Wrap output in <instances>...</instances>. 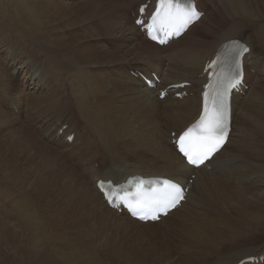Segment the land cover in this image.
I'll use <instances>...</instances> for the list:
<instances>
[{"label":"bare ground","instance_id":"obj_1","mask_svg":"<svg viewBox=\"0 0 264 264\" xmlns=\"http://www.w3.org/2000/svg\"><path fill=\"white\" fill-rule=\"evenodd\" d=\"M37 1L17 0L15 1L14 11L8 9V14L9 18L16 19L17 26L22 24L20 32L13 36L19 34L27 36L32 39V42L38 43L40 51L42 50L41 44L45 45L46 49L42 52L47 56H43L46 58V62H43V64L48 71L45 72L38 65L40 74L36 77L38 73L35 68L36 65H33V62L30 61L25 63L23 55L15 52L17 58L13 57L14 60H18L21 55L22 60L19 63L21 65L25 63V65L21 66L13 60L10 65L14 68L11 69L17 70L19 74L24 72L23 79L26 83L18 82L13 72V81H10L11 91L15 87H19L16 90V93L18 90L20 91L19 100L26 96V92L21 87L22 85L30 87L35 94L41 93L34 100L44 103L47 108L44 109L43 107L39 111L44 110L43 115L51 112L47 115V118L52 117V113L56 115L52 119L39 121L33 127L40 131L49 142H57L71 150L74 153H72V157L78 152L70 147L68 138L72 136L70 127L77 125L64 121L60 125V120H65L66 114L70 115L71 120L76 116L77 123L85 125L86 123L89 125L93 123L103 132L104 140L100 141L102 144L100 142L95 143L96 149L99 150L95 152H100L98 154L105 159L103 162L108 163L110 166L109 172L105 171L102 177L93 171L89 174V170L85 168L84 175L88 176V184L91 186V191H86V194L90 193L89 201L85 199V191L79 186H75L71 191L66 192L63 197L66 200L69 216L78 217L74 211L76 207L83 209L90 207L91 210L87 214L88 218L92 219L93 212H97L106 216L109 225L123 230L121 234L113 237L110 243L108 242L110 253H116L117 250L128 246V244L130 249L131 237L145 235L144 229L146 227L158 226L164 220L179 214L180 209L184 208L188 199L191 201L193 195L196 198L197 190L206 187L208 180L213 175H225L224 172L232 164L236 165L233 158L229 160L220 159L226 153L225 151L229 148V145H236L232 150L242 151V148H245L242 145L253 138H259L260 141L257 145L261 148L260 154L264 156V82L262 86L260 85L264 81V53L261 51L262 54L260 55L256 51V49L261 50V47L264 48V22L259 33L253 36L247 35V31L253 25L251 20L248 17L246 18L247 15L251 17L250 13L253 11L249 6L256 5L259 7L261 5L260 7H264V0H195L198 9L203 13L201 19L191 25V28L184 35L169 42L167 46L153 44L147 39L146 33L135 25V21L140 14L139 8L142 5L146 6L144 16L148 18L154 11L156 0ZM227 1L229 2V9L225 4H228ZM10 10L13 9L10 8ZM229 25H231L232 35L224 37L222 41L212 47L210 46L209 49H203L201 53L190 54L192 52L190 45L193 40L204 37L210 40L209 35L215 34L216 30L219 33L222 31L224 33L229 29ZM201 26H206L208 29L204 37L195 33ZM27 32L33 34V36H29ZM229 40L246 42L250 47V51L243 58V85L235 89L231 100V132L227 143L224 145L225 147L219 153L214 155L205 165L194 168L186 164L175 145H171L172 132L176 131L174 136L177 139L185 129L193 125L199 118L202 108V94L206 84L210 81L209 75L212 68L209 65L214 62L213 58L217 52ZM3 41L5 42V39ZM196 43L198 45L201 42ZM11 44L14 43L11 42ZM205 46L201 43V47L204 48ZM26 48L30 58L35 60L36 55L30 50L31 46L28 45ZM255 53L257 56L252 57ZM48 55H55L56 59ZM40 56L42 55L39 52L38 57ZM22 67L25 68V71ZM5 70L0 71V83L7 81ZM101 70H104L105 73L104 71L101 73ZM85 71H88V74H84ZM89 72H91L90 75ZM138 73H142L144 78L152 82L153 86H149L145 79H139L140 75ZM30 80L34 81L36 85H33ZM257 82L260 83V86L256 85ZM179 84L185 85L176 87ZM7 90L3 100L11 104L9 97L13 93H10L8 87ZM161 93L164 94L165 100L160 99L159 95ZM177 93L181 95L180 99L174 97ZM246 94H248L247 97L243 99ZM121 98L122 100H119ZM14 103L17 105L16 102ZM6 106L4 104L3 109H7ZM39 111L34 116L39 117ZM17 112L19 114L25 113L26 106H19ZM162 113H165L162 116V118H166L165 124L160 123V114ZM76 114L85 116L86 123L82 122L81 119L83 118ZM125 114L128 116L135 114L141 120L139 131H137L135 124H128L127 129L136 134L131 139L126 138V142L122 141L121 135L116 130V127L120 126L122 122V116ZM16 116L21 121L23 120L22 115ZM56 120L58 121L56 122ZM48 124H51V127H46ZM64 124H69V127L67 131L63 132L64 135L60 136L58 132ZM85 130H89L87 126ZM234 131H236L239 138H235ZM89 132L90 134L85 137L86 142L92 135L90 130ZM45 139L43 140L45 141ZM79 139L80 136L78 138L76 134L74 143ZM117 142H121L119 147L122 150L111 148L112 144ZM99 147H102L105 152L103 153V149ZM164 152L171 156L172 159H169V161L174 160L175 164H172L173 162L165 163L167 158H165ZM86 163L83 165L85 166ZM161 164L163 168L159 170ZM250 170L253 171L252 167ZM254 171L250 173L248 178L250 180L254 176L251 185H261L263 187V179L257 178ZM79 175L80 173H76V177L79 178ZM192 175H196V182L193 185L189 181ZM129 176L163 177L180 183L188 188L186 200L181 203L179 208L162 218L159 223L146 222L144 224L126 214L123 208L109 207L103 200L100 189L96 184L99 180H110L113 184L118 185L125 182ZM239 176L237 178L242 179L243 176ZM234 179L236 178L231 179V181L234 182ZM225 180L228 182L230 178ZM72 182H69V184L73 185ZM230 191V193L233 192L232 189ZM250 197L251 200L254 197L255 201L264 198V190H256ZM240 199L242 197L238 198V200ZM5 200L7 207H12L13 211H20L23 214L27 210H31L30 204L26 201H18L13 205L10 203V196L8 195ZM248 201L250 202V200ZM261 201L264 202V200ZM190 211L180 214L177 224L174 225L177 229L186 226L189 221L195 224L197 222L198 225L197 237H194L195 240L192 239L196 247H192L182 254L180 264H197V257L200 255L203 257V249L207 247L204 243L211 241V233H214L216 227V218L210 221H202L197 211ZM22 217L32 223L36 222L34 215L24 214ZM221 217L224 216L221 215ZM263 219V216L252 215L250 220L262 224ZM24 223L31 226L28 221ZM247 247L250 248V246ZM86 258L90 260L97 259L95 255H88ZM249 258L263 259L258 264H264V239L260 241V244L254 250L240 255L235 261L219 259L218 257L211 261H207V258H205V262H210V264H237ZM177 264L179 263L177 262Z\"/></svg>","mask_w":264,"mask_h":264},{"label":"rangeland","instance_id":"obj_2","mask_svg":"<svg viewBox=\"0 0 264 264\" xmlns=\"http://www.w3.org/2000/svg\"><path fill=\"white\" fill-rule=\"evenodd\" d=\"M8 1L10 2L8 3ZM8 1L0 0V71L2 72L3 69H6L7 74V81L0 83L2 85L0 87V260H4L0 261V264H177V262L180 264L182 254L192 247H196L192 239L197 237L198 225L197 222L195 224L192 221H189L186 226L179 229L174 225L177 224L180 214L191 212L190 210L197 211L202 221H210L216 218V227L214 233H211V241L204 243L207 247L203 249V257L202 255L197 257V264H210V262H205V258H207V261L215 260L218 257L219 259L235 261L237 257L254 250L260 244V241L264 239V219L262 224L252 222L250 219L252 215L264 217V205L261 206L264 203L261 200H264V198L255 201L254 197L251 200L250 195L254 194L256 190H264V185H262L263 187L261 185L252 186L251 180L254 176L250 180L248 179L250 173L255 170L256 177L264 181V156L260 154L261 148L257 145L260 141L259 138H253L242 145L245 147L242 148V151L232 150L236 145H229V148L225 151L226 153L220 159L229 160L233 158L236 165L232 164L224 172L225 175H213L209 180L207 179L206 187L197 190L196 198L193 195L191 201L188 199L184 208L180 209L179 214L164 220L158 226L146 227L144 229L145 235L131 237L130 249L128 244V246L117 250L116 253L109 252L111 239L121 234L123 230L109 225L106 216L97 212H93L92 219L88 218L87 214L91 210L90 207L88 209L76 207L74 211L78 217L69 216L66 200L63 197L66 192L71 191L75 186H79L85 191V199L87 201L90 199V193L86 194V191L89 192L91 186L88 184V176L84 175L85 168L89 170V174L93 171L102 177L105 171L109 172L110 170L108 163L103 162L105 160L103 156L98 154L100 152L96 153L99 150L96 149L95 143L104 140L103 132L95 124H87L85 121L87 119L84 120L85 116L83 115L76 114L83 118L81 120L86 125L77 123L76 116L71 120L70 115L66 114L65 120H60V125L63 121L77 125H71L72 127H70L72 140L69 139V145L78 152L72 157L73 152L71 150L57 142H49L40 131L33 127L43 119H52L56 114L52 113V117L49 118H47V115L51 112L43 115L44 110H39L43 107L45 109L47 106L44 103L35 101L41 93L35 94L27 85L21 86L26 92V96L21 100L18 99L20 91L18 90L16 93V90L19 87H15L11 91L10 81H13L12 74L14 72L18 82L26 83L23 79L24 72L19 74L17 70L11 69L14 67L10 65V62L14 60L13 57L17 58L15 52L21 53L25 63L30 61L33 62V65H36L35 68L38 72L36 77H38L40 74L38 65L45 72L48 71L43 64V62H46V58L43 56H47V54L42 51H45L46 47L41 44L42 50L40 51L38 43L32 42V39L27 36L23 34L13 36L20 32L22 24L17 26L16 19L9 18L8 14L9 11H14L15 1L17 0ZM225 4L228 8L229 2ZM260 6H249L253 11L250 13L251 17L247 15L246 18L248 17L251 20L253 26L247 31V35H256L262 28L264 7ZM9 7L13 10H10ZM217 31H215V34L209 35L210 40H207L204 35L208 32V29L206 26H201L195 33L200 34L204 38H198L191 42L190 50L192 52L190 54L201 53L203 49H209L210 46L212 47L222 41L224 37L233 34L231 25L224 32L225 34L223 31L221 33ZM27 34L33 36L29 32ZM3 39H5V42ZM206 41L207 43H205ZM11 42L14 44H11ZM196 42H201L206 46L203 48L201 43H198V46ZM28 45L31 46L30 50L36 55L35 60H32L28 54L26 48ZM16 48L18 51L15 50ZM256 51L261 55L262 53L260 52L264 53V48L261 47V50L256 49ZM39 52L42 55L40 57H38ZM254 56H257L256 53L252 55V57ZM49 57L56 59L55 55H50ZM21 60L22 56L20 55V58L14 61L21 65L19 63ZM25 63L22 64L25 65ZM22 68L25 71V68ZM103 71L101 70V73ZM84 74H88V71H85ZM90 74L91 72H89ZM138 74L140 75L139 79H144L142 73ZM31 82L36 85L34 81ZM259 82L256 85H259ZM263 82H261V86ZM182 85H177V87H182ZM7 87L10 93H13V95H10L11 98L8 95L11 104L3 100L4 95L8 91ZM174 97L180 99L181 95L177 93ZM160 99L165 100L163 96H160ZM119 100H122V98ZM4 104L7 105V109H3ZM21 104L26 106V112L19 114L17 108L24 106ZM4 110L7 111L5 112ZM38 111L39 117L34 116ZM16 115H22L23 120L21 121ZM164 115L165 113L160 114V123L162 124L166 122V118H162ZM140 121V118L135 114L122 116L120 126L116 127L119 135H121L120 137L123 139H121L122 141L126 142V138L131 139L136 134L127 129L128 124H135L137 131H139ZM86 126L92 132L88 142H86L85 137L90 132L85 130ZM46 127H51V124L46 125ZM68 127L69 124L62 126V129L58 132L60 136L64 135L63 132L67 131ZM76 134L78 138L80 136V139L74 143ZM175 134L176 131L172 132L171 145H174ZM235 134L236 137H234L236 139L239 138L236 131H234ZM234 137L232 138L235 139ZM100 144L102 143L100 142ZM120 144L121 142L112 144L111 148L119 150L121 149L119 147ZM99 148L101 149L102 147ZM152 153L154 154V151ZM164 156L167 158L165 163L174 161H169L172 158L167 152H164ZM84 163H86L85 166L83 165ZM172 164H175V162ZM251 167L253 171L250 170ZM162 168L163 165L161 164L159 170ZM75 172L80 173L79 178L76 177ZM239 175L243 176L242 179L237 178L240 177ZM227 178H230V181L226 182L225 179ZM233 178H236L234 182L231 181ZM195 180L196 175H192L191 179H189L190 184H195ZM71 181H73V185L69 184ZM231 189L232 193H230ZM7 195L10 196L11 204L14 205L18 201H26L30 204L31 210H27L22 214L20 211H13L12 207L8 208L5 202ZM239 197H242V199L238 200ZM243 199L246 201H241ZM247 201L248 203H246ZM24 214L34 215L36 222H33V224L29 220L23 219L22 216ZM221 215L224 217H221ZM26 221L31 226L25 225L24 222ZM171 225L174 227H170ZM247 246H250L251 249ZM88 255H95L97 259L90 260L86 258ZM234 255L237 256L235 257Z\"/></svg>","mask_w":264,"mask_h":264},{"label":"snow or ice","instance_id":"obj_3","mask_svg":"<svg viewBox=\"0 0 264 264\" xmlns=\"http://www.w3.org/2000/svg\"><path fill=\"white\" fill-rule=\"evenodd\" d=\"M143 11V10H142ZM199 18L193 0H158L146 30L153 40L179 35L191 22ZM143 24V21H138ZM164 43V39H159ZM247 48H232L225 53V62L231 60L235 69L216 76L215 83H209L204 93L203 112L199 120L189 127L177 141L179 151L190 164L199 165L209 159L224 144L228 134V93L240 81V56ZM219 58L209 65L215 69ZM214 75H216L214 73ZM109 203L119 200L131 208L133 215L141 220H156L161 212L175 208L183 199L182 190L175 184L164 181L160 187L145 188L144 182L136 185V191L121 189L118 193H108Z\"/></svg>","mask_w":264,"mask_h":264}]
</instances>
